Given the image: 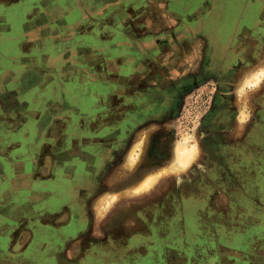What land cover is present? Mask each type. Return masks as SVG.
I'll use <instances>...</instances> for the list:
<instances>
[{
	"label": "crops",
	"instance_id": "0c3cea01",
	"mask_svg": "<svg viewBox=\"0 0 264 264\" xmlns=\"http://www.w3.org/2000/svg\"><path fill=\"white\" fill-rule=\"evenodd\" d=\"M226 19L216 0H0V264H154L111 229L144 195L143 165L182 161L183 88L215 78L211 36L241 33Z\"/></svg>",
	"mask_w": 264,
	"mask_h": 264
},
{
	"label": "rangeland",
	"instance_id": "374dc122",
	"mask_svg": "<svg viewBox=\"0 0 264 264\" xmlns=\"http://www.w3.org/2000/svg\"><path fill=\"white\" fill-rule=\"evenodd\" d=\"M224 1L217 3L216 0V11H224L230 20L226 19L220 29L227 28L228 21L232 26L231 23L239 20L241 33L237 38L231 33L219 38L209 35L217 43L210 51V63L218 78L197 83V93L188 101L184 121L190 124L183 125L179 140L175 139L178 142L176 154H180L182 161L175 164L176 168L149 170L152 171L150 177L141 185L139 174L132 177L139 187L134 197L144 194L136 197L139 203H162L164 193L158 190L165 188L167 175H177L178 193L167 196L172 199L174 209L146 211L154 221L151 220L149 226L136 227V234L143 230L146 239L135 243L143 248H136L134 252L145 253L154 264H264V135L256 140L254 126H243L249 124L244 121L249 116L241 113L235 120L239 125L236 129L210 130L214 134L211 138L220 143L209 163L200 147L201 141L209 137L199 138L194 130L213 94L225 96L236 110L249 108L246 103L242 106V96L247 95L251 101L258 90L264 96V0ZM22 25V20L20 25L17 22V32L5 33L2 39L1 49L3 47L8 58L12 53H19L14 45ZM256 50L258 56L262 53V60L256 67H248ZM240 51L244 52L241 59ZM235 71L238 74H234ZM229 74L234 75L233 81L227 79ZM69 96V102L75 101L74 92ZM240 126L244 127L242 133L238 130ZM239 140H247V147L238 146ZM194 172L198 177L192 180L190 175ZM192 181L193 191L197 186L195 194L188 192ZM139 213L134 211L136 218Z\"/></svg>",
	"mask_w": 264,
	"mask_h": 264
},
{
	"label": "flooded vegetation",
	"instance_id": "af4514ba",
	"mask_svg": "<svg viewBox=\"0 0 264 264\" xmlns=\"http://www.w3.org/2000/svg\"><path fill=\"white\" fill-rule=\"evenodd\" d=\"M243 45L246 47V43H243ZM260 56H258L257 61H255L252 58V62H250L249 66H257L258 63L260 62L259 60H262V53L260 54ZM240 58V57H239ZM210 66V70L215 72V68L213 67V65L211 63H209ZM245 67L246 64L244 65ZM215 78L216 74L214 75ZM223 78H226V76H222ZM213 79L217 80V79ZM231 77V79H228L229 81H233ZM208 81L211 80H202L199 83H208ZM228 81V82H229ZM189 84L187 86H185L183 89L185 90V93H189V96L185 99V101L181 104L180 103V111H177V118L175 120V124H176V129H175V133L173 132V136H171V138H173L174 140L177 139L179 140V136H180V131L181 128L183 127V125L188 126L190 123H186V121H184V117L186 115V111H188L187 105H188V101L190 99V97H193L195 95V87L196 85L194 84ZM259 92V90L254 94L256 96L253 95V100H249V98H247L246 96H242V101H243V105L245 104V106H248L249 104V108H247L248 110L245 112L246 117L244 119V121L246 123V125H243L244 127H249L250 125L254 126V132H256V140L261 139L262 136L264 135V96L261 94L262 91H260V94H257ZM208 106H207V110L206 113L198 120V124L194 126V130H196L195 134L199 136V138H202L203 136H208L209 139L207 140V138H205V141H201L200 143V147L203 148V153H204V157H208V162L210 163L212 157L217 153L218 151V146H219V141H217V139H212L211 137L214 135L212 134L211 131H231L236 129L237 126H239L235 120H237L239 118V112L240 110H236L235 108H233L231 106V103L229 105V102L226 100L225 96H215L214 94L212 95V97H210V100H208ZM249 101V102H248ZM178 106V107H179ZM219 107L221 108H226L227 112L228 111H232L231 116L227 117V115L224 117H221L218 115L219 112ZM240 109V108H239ZM262 112V114L260 113ZM227 117V119H226ZM227 123V125H226ZM182 124V125H181ZM226 125V128H224V126ZM249 125V126H248ZM228 126V128H227ZM243 126H240V128L238 129L241 133L244 129ZM192 130V129H191ZM207 130V131H206ZM206 131V132H205ZM209 131V132H208ZM216 136V135H215ZM169 137V136H168ZM217 137V136H216ZM172 140V139H171ZM167 146H169L170 141L168 140V143H166ZM240 147H247V140L245 141H241L239 140V143L237 144ZM251 146V145H250ZM169 149V148H168ZM167 150V149H165ZM213 153V155H211ZM238 163H241V160L239 159ZM163 164H159L158 162H151L149 164H145L143 165L145 168H147L148 170H153L155 168H158L159 166H161ZM167 177L169 178L168 180L165 181V188H161L158 190V193H161L163 195V202L162 203H156V202H150V203H134V205L137 207L136 210H138L139 213V217H135V214L132 215V213L127 216L126 212H120L119 217H118V221L116 226L112 227V231L114 234V237L119 238L118 239V243L116 244L119 248V250H122L123 252H125L127 249H129L130 252H133L134 255H138V257H147L144 256L145 253H140L137 254L134 251H136V248H143L140 245H136L135 243L138 241H142L145 240V236H143V230L142 232H138V234H136V227H141V226H149L151 224V220H153V218L151 219L150 216H148L145 212L149 211V210H157V211H167V210H173L174 207V203H172V199L168 198L167 196H173L174 194L178 193V187L176 186L177 183V175L173 174V175H167ZM198 177V173L194 172L192 174V176L190 175V179L192 178V180H195ZM193 187V181H192V185L191 187H189V193H194L197 191V186L195 187V190H192ZM166 188H168L166 190ZM127 196H124L123 199H126ZM131 196L128 197L129 201H131ZM137 202H140V199L136 200ZM194 201V200H193ZM132 203V202H131ZM129 219V225L127 227V220ZM154 221V220H153ZM115 223L116 221H112V224ZM108 237H111L110 235Z\"/></svg>",
	"mask_w": 264,
	"mask_h": 264
},
{
	"label": "bare ground",
	"instance_id": "6f19581e",
	"mask_svg": "<svg viewBox=\"0 0 264 264\" xmlns=\"http://www.w3.org/2000/svg\"><path fill=\"white\" fill-rule=\"evenodd\" d=\"M146 186H148V185H146Z\"/></svg>",
	"mask_w": 264,
	"mask_h": 264
}]
</instances>
